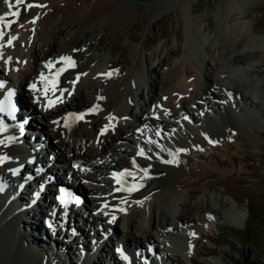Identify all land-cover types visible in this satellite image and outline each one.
I'll return each instance as SVG.
<instances>
[{
  "label": "bare ground",
  "instance_id": "1",
  "mask_svg": "<svg viewBox=\"0 0 264 264\" xmlns=\"http://www.w3.org/2000/svg\"><path fill=\"white\" fill-rule=\"evenodd\" d=\"M174 1L182 15L187 7L191 11L192 0ZM26 2L42 7L27 9L22 4L15 23L8 29L0 23V30L5 33L1 41L4 58L0 61V72L7 79L20 81V88L29 100L32 114H38V118L43 122V136L48 141L50 150L46 158L55 154L60 163L56 168L59 167V171L72 174L82 182L78 191H84L87 196H91L92 199L88 197L90 200H87V204L96 215L92 214L91 219L99 223L101 233L109 237L117 233V252L111 254L113 264L125 262L122 258L119 259L117 254L121 251L128 253L125 247H119L123 244L122 241L125 240L126 246L133 243V254L144 252L143 242H147L150 245L149 251L159 255L158 248H153L158 238L161 239V245L162 242L169 243L166 248L168 255L178 252L183 257L188 256L187 260L192 264L189 253L202 228L213 226L217 219L223 220V217L227 218L229 226L241 228L248 211L244 215L236 209L237 202L233 198L232 205L223 210H218L212 205L210 210L206 207L204 211L199 212L196 218L184 217L181 213L182 206L185 204V198L188 200L190 197L189 192L182 190L180 183L217 168L204 158L195 167L187 168L180 161L179 154L185 151L189 156L198 159L200 156L210 155L213 149H226L230 142L234 144L238 141L240 134L244 141L258 143L248 133L255 128L260 131L264 129V66H259L254 58L257 52L264 50V37L257 35L253 26L244 22V12L254 6L257 0H219L214 13L215 29L213 30V25H208L207 30L205 28L208 36L210 32L213 34L210 36L212 39L207 38L201 31L200 23L196 22L198 19L194 21L190 16L189 22L188 19L187 23L185 22V32L189 40L185 41L184 54L179 59L170 57L162 60L159 70L145 63L143 46L127 44L125 57L120 65L110 62L100 53L96 55L92 52L93 46L91 47L89 40H92L91 35L95 32L91 31V26L108 27L109 32L121 30L127 22L140 14L137 6L130 4V1ZM11 3L12 7L9 8L5 0H0V16L7 14L11 17V10L16 6L15 0H11ZM32 20H35V23H31ZM12 34H17L18 38L7 48L4 42ZM207 42L209 46L204 47ZM252 42L257 46L254 52H245L244 48ZM207 51L213 56V59L209 56L213 64L208 58L206 60ZM61 57H70L74 61V67L68 66L64 71L59 81L61 88L55 92L49 91L47 98H40L39 92L44 88L41 74L46 78L50 72L59 69L64 63L60 60ZM228 58L230 63H226ZM5 59L9 60L8 66L4 62ZM50 62L52 66L45 67ZM249 66H253V69L255 67V70L249 73L241 72L247 71ZM110 69L115 72L111 73ZM244 77L247 78L246 84L242 82ZM31 83L36 85L38 91L32 90ZM61 89L64 91L63 95L59 94ZM143 89L147 90L149 106L157 104L158 107L167 109L166 114L161 108L156 114L152 108L145 110L141 107V115H146V119L142 118L140 121L141 125L158 127L159 131L144 128L139 130L133 124L129 125L138 120L132 111L131 98ZM50 99L56 101L54 105H49ZM189 105L200 111L199 119L191 116ZM128 113L133 118L126 123L123 117ZM160 114L176 121L168 122L172 124L167 126ZM249 114L254 117L247 118ZM81 116L82 119L77 118ZM241 117H245L244 120ZM105 129L107 130L101 135V131ZM138 130L139 133H136ZM128 132L132 133V137ZM6 139V136H0V155L14 153L13 147L3 144ZM168 139L177 144L163 147L162 151L154 149V145ZM260 141H263L261 137ZM125 143L134 145L139 152L143 150L144 155L135 157L134 152L130 154ZM170 153H176L175 158L172 164L165 166L162 161L169 159ZM120 154L127 155L130 162H121L118 157ZM104 157L117 165H136L133 175L127 176L130 186H135L134 191L126 192V184L117 185L115 180L108 176L111 168L103 164L104 161L101 162ZM41 162L44 161H40L42 166ZM8 168L0 166L1 180L11 177ZM50 171L59 179L58 170ZM44 182L40 179L38 183L41 185ZM90 183L95 187L89 186ZM154 202L162 210L154 206ZM199 204L197 207H200ZM7 209L4 204L0 210L8 212ZM2 220L10 229L5 233L4 228H0V237H4V241H0V264H44L43 253L39 255L30 247L39 245L37 243L40 242L37 237H31V234L27 233V230L32 234L35 232L34 218L29 224L30 227H22L23 232L18 233L17 238L14 219L4 214ZM55 222H59L57 233L70 234L68 230H64V223L59 215ZM176 226L181 227L179 233ZM119 227L122 228L121 236H118ZM25 237L30 245L22 244ZM70 238L76 246L77 239L71 236ZM58 244L61 248L64 247V250L69 249L62 242ZM41 245L38 248L41 249ZM102 248L108 247L104 244ZM8 252H13L11 258L7 256ZM78 252L76 259L81 257V252ZM236 254H227L225 262L214 263L248 264L244 251L237 250ZM164 255L168 264H175V260ZM147 256L148 253H145L143 260H147ZM56 257L57 253H52L46 264H57L53 263ZM128 260L130 264H146V261L141 263L135 258ZM101 263L102 259L97 262Z\"/></svg>",
  "mask_w": 264,
  "mask_h": 264
},
{
  "label": "rangeland",
  "instance_id": "2",
  "mask_svg": "<svg viewBox=\"0 0 264 264\" xmlns=\"http://www.w3.org/2000/svg\"><path fill=\"white\" fill-rule=\"evenodd\" d=\"M123 1L127 3L130 1V4L137 6V9L140 10V14L137 15V17L135 16V19L132 18L131 21L127 22V25L125 24L121 30L109 32L108 27L91 26V31L95 32L91 35L90 39L92 40H89V42H91V47L93 46L91 48L93 50L92 52H95L94 54L96 55L100 53L105 59H108L112 63L120 65L125 57L126 45L131 44L140 47L143 46L145 63L148 64L149 67H154L159 70L162 60H166L170 57L174 60L179 59L184 54L185 41L189 40L185 29L190 16V19H194V21L198 19L196 22L197 24L200 23V29L206 34V37L208 36L206 32L208 25H213L212 28L213 30L215 29L214 13L218 8L219 0H192L191 11L188 7H185L184 15L178 11L174 5V0ZM244 13L246 18L244 22L248 25H252L253 31L257 35L264 37V0H257V3L248 8ZM212 35L213 34L210 32L207 38L212 39ZM208 46V42L204 43V47ZM255 47H257L256 43L252 42L249 46L244 48V51H248L247 53L251 54L254 52ZM205 56H207L206 60L209 59L210 63L213 64V61L211 62V59H213L211 52H208V54L206 53ZM209 56L212 58L210 59ZM254 58H256L259 66L262 64L264 66V50L261 53L257 52ZM228 59L226 63H230V58ZM248 69L253 71L255 67L253 69V66H249ZM109 71L111 73L115 72L112 69ZM247 76L249 77V75ZM246 79V77L242 79L244 84H246ZM90 82H88V84H90ZM188 107L190 108V105ZM191 113L193 114L191 116L195 119H199L201 115L200 111L196 110L195 107H192ZM160 116L162 118L161 114ZM163 119L166 121L163 120V123L165 122L167 126L172 124L168 122L176 121V119L169 120L166 116H164ZM37 122L39 123L38 120ZM130 134L131 133H128L129 136H131ZM248 134L253 136L258 143H255V141L250 143L246 142L240 134L238 136V141L234 144L230 142L229 146L225 147L226 149H223L224 147H221V149H213L210 155L200 156L198 159L192 155L189 156L185 151L180 153V159L187 168L195 167L203 158L215 164L217 168L216 170L197 177H192L186 180V182L183 181L180 183L182 190L189 192L190 197L188 200L185 198L187 202L185 201V204L182 206L181 213L184 214V217L196 218L200 214L199 212L204 211L206 207H208L206 208L207 210H210L212 205H214L213 207H217L218 210H223L225 207L227 208L232 205V198L237 202L235 206L237 207L236 209L244 213V215L247 214V211L249 212L241 228L229 226L226 221L227 218L225 217H223V220L217 219L211 227L202 228L199 232L200 236L197 237L196 243L192 248V250L194 249L195 251L192 258L195 264H213L215 261H221V263H223L227 260V254L235 256L237 255V250L244 251L248 264L264 263V129L260 131L255 128L249 130ZM260 137L263 141H260ZM173 143L177 144L174 141ZM126 144L128 147L130 146L129 143ZM165 146V144H162L156 148L160 151L161 148ZM129 148L131 151L130 154H132L134 150L133 145ZM89 186L95 187L92 186L91 183ZM203 196H205V198H203ZM198 204L200 207H197ZM153 205L157 208L160 207L157 206L155 202ZM199 209L201 210L199 211ZM175 228L177 229V233H179L181 227L176 226ZM120 230H122V228L119 227V231ZM99 233L101 232L99 231ZM0 241L2 242L1 238ZM23 242L22 244L24 246H26L27 243L30 245L26 237ZM62 243L63 245L65 244L63 241ZM144 244L145 242L143 245ZM73 245L72 240L65 244L67 249L69 248L68 250L65 249L66 254L68 253L67 257L64 258L59 256L58 262H55L54 260L56 258H54L53 263L73 264L69 257L72 254L74 255V253H72ZM160 245L161 244L157 242L153 245V248L156 250L157 247L158 250L161 251L160 248L162 246ZM143 248H145V245ZM74 250H77V252L79 251L76 247ZM191 252L189 253L190 258L192 257ZM6 254L10 258L13 256V252H8ZM78 254L79 252L77 253V257ZM170 255L178 264H189L187 260L188 256H184L186 257L184 258L179 254L174 255L173 252Z\"/></svg>",
  "mask_w": 264,
  "mask_h": 264
},
{
  "label": "snow or ice",
  "instance_id": "3",
  "mask_svg": "<svg viewBox=\"0 0 264 264\" xmlns=\"http://www.w3.org/2000/svg\"><path fill=\"white\" fill-rule=\"evenodd\" d=\"M5 2L9 5V8L12 7V3H11V0H5ZM24 5L27 9H31L33 7H42V5H34V4H30V3H27L26 0H15V5L16 7H19L20 5ZM11 17H13V19H8V15L6 14L5 16H0V23H3L5 27H10L12 23H15L16 22V19L15 18H18L19 16V12H16V11H13L10 13ZM31 23H35V20H32ZM4 37V33L2 30H0V39H3ZM15 39V37H11L9 38V45L11 44V41ZM61 61H63L66 66H71V67H74V61L71 60L70 57H61L60 58ZM51 62L49 64H46L45 67H51ZM66 69H60L59 72H57V76H59L60 73H62L63 71H65ZM79 79V77H77V80ZM41 81H45V77L43 74H41ZM0 87H3V85H0ZM55 87V84H53V88ZM32 90L35 92V91H38L37 87L35 84L32 85ZM51 89L48 88L47 84L45 85V90H44V95L45 97H47V94H48V91H50ZM12 95L13 93L12 92H9L8 93V97L6 99V101L3 103V104H0V112H7L8 116L10 117H14V113H15V105L12 103L11 101V98H12ZM56 101L54 100H49V105H54ZM94 111V110H93ZM78 119H82V116L81 117H77ZM54 123H56L54 121ZM0 128H2V126H0ZM107 129L105 130H102L101 131V135L104 134V132L106 131ZM151 142V141H149ZM140 155L143 156L144 155V152L143 150H141L140 152ZM4 158L3 157H0V162H3ZM173 161L169 160L167 161V163H172ZM145 174H147V169H145ZM115 175H128V176H132L133 174L132 173H121V174H114ZM117 183H119V181H117ZM126 191H128L129 193H131L132 191L135 190V186L131 187V188H127L125 189ZM115 219V218H113ZM125 259H127V257H125Z\"/></svg>",
  "mask_w": 264,
  "mask_h": 264
}]
</instances>
